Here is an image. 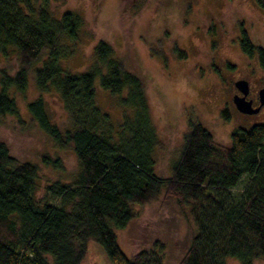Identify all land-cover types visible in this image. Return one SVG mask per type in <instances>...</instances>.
<instances>
[{
  "label": "trees",
  "instance_id": "trees-1",
  "mask_svg": "<svg viewBox=\"0 0 264 264\" xmlns=\"http://www.w3.org/2000/svg\"><path fill=\"white\" fill-rule=\"evenodd\" d=\"M51 2L0 0V55L14 52L18 61L15 73L0 71V116H19L10 90L25 91L29 78L39 93L55 92L67 126L53 121L42 95L27 106L55 146L74 149L79 172L71 182L47 183L38 196L37 164L17 159L0 140V264H83L91 240L103 246L113 264H154L145 249L128 257L115 229L136 217L135 204L151 203L163 193L174 196L198 226L178 264H224L227 256L242 264L264 259V123L234 128L231 144L224 146L189 115L171 175L155 174L160 139L143 75L101 38L86 69L64 65L85 20L73 10L58 15ZM256 2L264 8V0ZM246 31L241 25L239 43L248 55L258 54L264 67V46ZM177 45L176 56L186 57ZM97 77L131 114L119 121L102 109ZM43 159L62 165L47 155Z\"/></svg>",
  "mask_w": 264,
  "mask_h": 264
},
{
  "label": "rangeland",
  "instance_id": "rangeland-1",
  "mask_svg": "<svg viewBox=\"0 0 264 264\" xmlns=\"http://www.w3.org/2000/svg\"><path fill=\"white\" fill-rule=\"evenodd\" d=\"M54 11H78L85 20L73 55L62 62L71 70L86 69L93 47L101 38L109 41L129 67L137 68L146 80V92L160 144L154 151V173L171 175L179 156L189 115L200 121L224 145L231 144L236 127L264 123V105L253 113L240 111L233 101L234 82L246 79L250 96L259 100L264 87V67L258 54L244 52L240 45L241 25L252 42L264 46V8L256 0H52ZM187 52L177 57L174 43ZM163 57L167 58V61ZM234 64V68L226 63ZM14 52L0 55V71L13 74L18 68ZM96 98L114 120H123L132 110L95 81ZM42 95L53 121L69 124L60 97L39 93L33 78L25 91L10 90L19 116H0V140L21 161L37 164L39 186L44 193L51 181L71 182L79 172L74 149L55 146L50 136L32 120L28 103ZM43 155L59 159L61 166L46 163ZM137 215L124 228H116L120 248L130 258L145 249L154 264H178L186 254L198 226L191 214L181 212L174 196L162 194L145 205H134ZM189 210V208H188ZM83 264H113L103 246L89 242ZM227 256L224 264H242ZM253 264H264L256 258Z\"/></svg>",
  "mask_w": 264,
  "mask_h": 264
},
{
  "label": "water",
  "instance_id": "water-1",
  "mask_svg": "<svg viewBox=\"0 0 264 264\" xmlns=\"http://www.w3.org/2000/svg\"><path fill=\"white\" fill-rule=\"evenodd\" d=\"M236 88L242 92L241 95L234 94L233 101L235 106L246 113H253L257 112L263 105H264V87H262L259 91V104L258 106L254 107L252 101L246 98V94L249 92V83L246 79H238L234 82Z\"/></svg>",
  "mask_w": 264,
  "mask_h": 264
},
{
  "label": "flooded vegetation",
  "instance_id": "flooded-vegetation-1",
  "mask_svg": "<svg viewBox=\"0 0 264 264\" xmlns=\"http://www.w3.org/2000/svg\"><path fill=\"white\" fill-rule=\"evenodd\" d=\"M234 94L241 95L242 92H240V91L238 90V92H234L233 95H234ZM249 94H250V92H248V94H246V98L252 101V104H251V105H253L254 107L258 106V104H259V100H258V101H255L256 99L253 98V97H251Z\"/></svg>",
  "mask_w": 264,
  "mask_h": 264
}]
</instances>
